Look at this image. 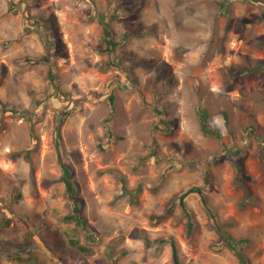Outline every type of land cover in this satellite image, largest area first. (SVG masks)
<instances>
[{"label":"rangeland","instance_id":"rangeland-1","mask_svg":"<svg viewBox=\"0 0 264 264\" xmlns=\"http://www.w3.org/2000/svg\"><path fill=\"white\" fill-rule=\"evenodd\" d=\"M218 1L0 0V99L35 112L0 111V264H241L198 193L172 202L191 185L264 264V0ZM108 167L142 182L136 200ZM73 201L94 234L65 219ZM48 230L77 252L50 249Z\"/></svg>","mask_w":264,"mask_h":264},{"label":"trees","instance_id":"trees-1","mask_svg":"<svg viewBox=\"0 0 264 264\" xmlns=\"http://www.w3.org/2000/svg\"><path fill=\"white\" fill-rule=\"evenodd\" d=\"M221 5L224 3L223 0L218 1ZM103 20V19H102ZM129 32H125L124 36H128ZM104 38L106 43L108 44L107 47L109 48H113V45L115 42L111 41L109 38V32H107L105 30L104 33ZM264 44V41H263ZM45 56H41L40 59L45 60ZM50 75V80H53L54 75L49 73ZM113 100V97L110 99ZM41 101H39L36 104H39ZM112 109H114V105H112ZM0 111L1 112H6L9 111L10 113L13 114H17L19 116L24 117L29 123L30 125L33 124L34 122V117H35V112H34V107H30V108H24L20 105H16L14 103L11 102H7V101H3L0 99ZM67 112V111H66ZM199 121H200V127L201 130L204 134L207 135H214L217 138L220 137V134L217 130H212L208 127L207 125V121L206 118L208 116V110L205 107H201L198 106L196 109ZM63 113H60L59 115H57L56 119L62 120L63 119ZM111 120V115L109 114L108 116L105 117L104 122H105V127H106V131L107 134L109 136H113L114 138H112L114 141H116L117 139L120 138V136H116L114 135L112 129L109 127V123ZM108 136V139L106 141V144H108L111 141V137ZM103 142V141H101ZM103 143L100 144V148H104L103 147ZM150 150L148 153H146L144 156H140L139 157V161H143L145 160L147 157L149 156H156L155 150L153 149L152 145H150ZM22 155L29 163H30V172L33 173V165L31 164V157H30V153L28 150H22V151H15L11 153V157L12 158H16L18 156ZM100 172H107L109 174H112L115 176V178L120 182L121 185V194L127 193L129 195V198L131 200H136V196L138 194V192L141 190V186H142V182L138 184V188L137 190H135L134 192L131 191L127 184H126V178L124 177V175L122 174L121 171H119L116 168H105L102 169ZM70 174V170L67 168L66 165H63V175H61V178L66 182V189H67V193L69 194V197L71 198V200L74 199V194H75V189H74V185L73 182L71 181V179L68 177ZM210 175V171L207 169L205 177L207 179V177ZM63 176V177H62ZM49 180H47L45 183H47ZM156 187L153 186L150 189H155ZM191 192H195L198 193L200 195V201L202 206L205 208V210L207 211L208 217L213 220L214 226L220 236V241L219 243H216L217 246H219L218 248L221 247H227L228 249L232 250L239 258L240 263L241 264H249V259L247 258V256L245 255V253L243 252V245L245 243L248 242V239L246 237H235L234 235H232V233H230L227 229V227L225 226L226 223L224 222H219L216 219L217 216V212L215 210V208L213 206L210 205L209 200H208V196L206 193L203 192L202 187L201 186H189L186 188L185 192H183L181 195H175L172 199V202H179L181 206H183V198ZM74 205V211L70 212L69 214L66 215L65 219L66 220H72L74 222H76L78 225H80L81 227H83L85 230H88V234L89 236L94 234V231L91 230V228L89 227V225L87 224L85 218H83L78 212H77V205L76 203L73 201ZM165 214V213H164ZM163 214V215H164ZM163 215H159L158 217H152V219L154 220H159ZM191 226L192 223L189 222L188 223V230H191ZM135 232H137V234H139L140 236L144 237L146 239V243L149 244V239L148 237L144 234L143 230H135ZM47 243H48V247L50 249L53 250H58L61 253H71V254H75L77 252V250H71V249H66V245L63 241L62 236L56 231V230H48L47 231ZM72 243H75V240L71 241ZM4 246L6 248V250H8L9 253L12 252H21L22 250H26L28 249V245L30 242L28 241H21V242H10V241H4ZM79 249L83 252V251H88V247L86 245H79ZM217 249V248H216ZM29 250V249H28ZM112 264V263H109Z\"/></svg>","mask_w":264,"mask_h":264}]
</instances>
